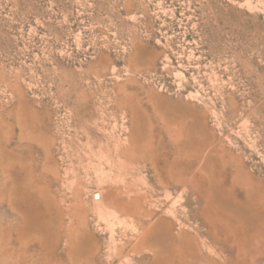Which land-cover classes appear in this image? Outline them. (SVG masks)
Returning <instances> with one entry per match:
<instances>
[{"label": "rangeland", "instance_id": "1", "mask_svg": "<svg viewBox=\"0 0 264 264\" xmlns=\"http://www.w3.org/2000/svg\"><path fill=\"white\" fill-rule=\"evenodd\" d=\"M263 255L264 0H0V264Z\"/></svg>", "mask_w": 264, "mask_h": 264}, {"label": "bare ground", "instance_id": "2", "mask_svg": "<svg viewBox=\"0 0 264 264\" xmlns=\"http://www.w3.org/2000/svg\"><path fill=\"white\" fill-rule=\"evenodd\" d=\"M89 136V135H88ZM100 141V140H99ZM98 146H100V145H98ZM106 147V146H105ZM99 148V147H98ZM123 150V151H122ZM122 150H120V149H116L115 150V154H116V157H117V163H118V167H120V169H124L126 166H124L125 164L123 163V162H121L120 161V159L121 158H124L125 160H130V159H132L133 157H134V154H133V157H132V151L130 152L129 151V148H128V151H127V149L126 150H124L123 148H122ZM111 151V150H110ZM102 152V151H101ZM104 152V151H103ZM130 152V153H129ZM106 153V152H105ZM110 153V152H109ZM199 153V152H198ZM177 154H181L180 152L179 153H177ZM175 155V154H174ZM192 155V154H191ZM110 156V155H109ZM47 157V156H46ZM176 155L174 156V158H175V160H176ZM180 157V156H179ZM200 154H197V156L195 157V158H191V164H194V162H196L197 163V161L198 160H200ZM203 157V156H202ZM109 158V157H108ZM107 158V160H109ZM189 158V157H188ZM181 159H182V156H181ZM112 160V159H111ZM135 160V159H134ZM130 162V161H129ZM181 162V161H180ZM136 163H138L137 161H136ZM147 164V163H146ZM150 164V163H149ZM139 165V164H138ZM138 165H136V166H138ZM141 165V164H140ZM142 165H145V164H142ZM151 165V164H150ZM132 166V165H131ZM131 166H129V167H131ZM146 166V165H145ZM144 166V167H145ZM189 167H191V165L190 164H188V167L186 168V169H188ZM126 168H128V167H126ZM128 170V169H127ZM189 170V169H188ZM124 171H125V169H124ZM132 171H133V169H132ZM190 171V170H189ZM196 171H199V170H193V171H190V175H191V177H192V179H194L195 177H196ZM129 172H130V170H129ZM187 172V171H186ZM57 174V173H56ZM56 174H55V176H56ZM129 175V174H128ZM131 175V174H130ZM207 177V176H206ZM57 178V177H56ZM178 184V183H177ZM186 185V184H185ZM48 186V185H47ZM151 187V186H150ZM168 187V186H167ZM13 189H12V191L14 192V187H12ZM130 188V187H129ZM128 189V188H127ZM131 189V188H130ZM45 187L44 188H36V186L35 185H32V187L30 188V190L29 191H26L27 193H24V190H18V192L20 193V195H19V203L22 205V203L23 202H25V198H24V196H29L31 199H32V201H35V202H37V200H39V201H41V202H43L45 199H46V201H47V198L46 197H49L48 196V194H46L45 193ZM36 192V193H35ZM36 195V196H35ZM126 195V194H125ZM46 196V197H45ZM131 196V195H130ZM36 198V199H35ZM45 198V199H44ZM118 198V197H117ZM117 198H113L112 199V201L110 202V203H108L106 206H105V211H106V213H107V215L108 216H112V217H115V218H118L119 216H121V215H126L127 216V214H129L130 213V211L131 210H133V208H134V206H135V204L138 202V200H133V201H126V202H121L122 201V199H121V201H119ZM138 198V197H137ZM17 199V200H18ZM52 199V198H51ZM132 198L130 197V200H131ZM139 199V198H138ZM140 199H141V197H140ZM48 200H49V198H48ZM144 202H147L146 200H144V199H142ZM8 205H9V207H11V204H12V202H11V198L9 197L8 198ZM45 201V202H46ZM54 201H56V199L54 200ZM45 202H43V203H45ZM49 202H51V200L49 201ZM60 202V201H59ZM143 203V202H142ZM55 204V203H54ZM57 205V204H56ZM52 206H53V203H52ZM55 206V205H54ZM61 206V205H60ZM59 206V208H57V213H58V216H59V221H60V224H58V225H61V226H63L64 224H63V217H64V212H63V207H60ZM144 207V206H143ZM54 208V207H53ZM65 209H66V207H65ZM71 210H69V212H70ZM143 211V210H142ZM74 212V211H73ZM142 213V212H141ZM67 214V213H66ZM137 214H139V213H137ZM68 216L67 217H69V214H67ZM140 215V214H139ZM71 216L72 217H75V214L74 213H72L71 214ZM123 216H121V217H123ZM132 216H134V215H132ZM148 216H149V214H148ZM125 217V216H124ZM128 218H129V216H127ZM140 217V216H139ZM142 218V217H141ZM140 218V219H141ZM146 218V217H145ZM148 218H150V216L148 217ZM139 219V220H140ZM72 221H74L73 219H71ZM142 220V219H141ZM59 223V222H58ZM80 223H82L83 224V220H81L80 221ZM77 224V223H76ZM68 225V224H67ZM65 226V225H64ZM69 226V225H68ZM74 226V225H73ZM76 226V225H75ZM150 227V226H149ZM64 229V228H63ZM63 229H61V230H63ZM144 229V228H143ZM248 229H252V230H255V228L254 227H248ZM258 229V228H257ZM68 230V229H67ZM74 231V230H73ZM72 231V232H73ZM65 232V231H64ZM150 231H148V230H146L145 229V231L143 232V237H142V245H146V238H147V236L150 234L149 233ZM220 232V231H219ZM76 233V231L73 233V234H75ZM66 234V233H65ZM65 234L64 235H62V236H65ZM66 236H68V235H66ZM65 236V237H66ZM79 237H80V235H79ZM244 237H245V235H244ZM67 238V237H66ZM65 238V239H66ZM77 238V237H76ZM83 238V237H82ZM81 238V239H82ZM149 238V237H148ZM246 238V237H245ZM79 239V238H78ZM78 239H77V245H78ZM252 239H255V238H252ZM69 240H70V244H71V247H73L74 245H73V239L71 238V236H69ZM67 241V240H66ZM254 241V240H253ZM76 243V242H75ZM81 243V242H80ZM79 243V244H80ZM196 243V242H195ZM200 243V242H199ZM70 244H69V246H70ZM68 246V247H69ZM79 246V245H78ZM77 246V247H78ZM205 246V245H204ZM205 247H207V246H205ZM261 247V246H260ZM74 248V247H73ZM150 248V247H149ZM152 248V247H151ZM211 248V247H210ZM78 249V248H77ZM76 249V250H77ZM72 250V249H71ZM152 250V249H151ZM150 250V251H151ZM210 250V249H209ZM82 251H84V250H82ZM89 250H87L86 252H88ZM70 252V251H69ZM67 254H68V252H66ZM71 254H72V252H70ZM79 253V252H78ZM81 253V252H80ZM79 253V254H80ZM178 253V252H177ZM194 251L192 250L191 252H189V255L190 256H194ZM200 254V253H199ZM81 255V254H80ZM262 255V254H261ZM69 256H70V254H69ZM72 256H73V254H72ZM72 256H70V257H72ZM264 256V255H263ZM75 258H77V257H75ZM237 258V257H236ZM82 259V258H81ZM84 260V259H83ZM88 260V259H87ZM75 261V260H74ZM74 261H70L69 260V263L68 264H75L76 262H74ZM78 261V260H77ZM86 261V260H85ZM213 261V260H212ZM251 261V260H250ZM253 261V260H252ZM251 261V262H252ZM89 263V262H88ZM62 264V263H61ZM79 264H84V262H80ZM180 264H194L193 263V261H186L185 263H183V262H181ZM222 264H224V263H222ZM251 264V263H250Z\"/></svg>", "mask_w": 264, "mask_h": 264}]
</instances>
